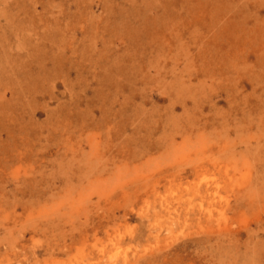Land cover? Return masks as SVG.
<instances>
[{"label":"rangeland","instance_id":"374dc122","mask_svg":"<svg viewBox=\"0 0 264 264\" xmlns=\"http://www.w3.org/2000/svg\"><path fill=\"white\" fill-rule=\"evenodd\" d=\"M0 264H264V0H0Z\"/></svg>","mask_w":264,"mask_h":264}]
</instances>
